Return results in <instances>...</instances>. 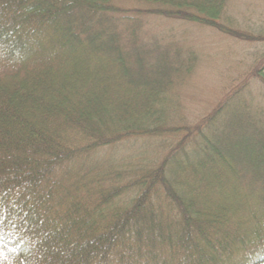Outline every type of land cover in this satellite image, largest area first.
<instances>
[{
  "label": "trees",
  "instance_id": "16d2710c",
  "mask_svg": "<svg viewBox=\"0 0 264 264\" xmlns=\"http://www.w3.org/2000/svg\"><path fill=\"white\" fill-rule=\"evenodd\" d=\"M232 1L0 0V264H264V24ZM200 29L256 48L192 119Z\"/></svg>",
  "mask_w": 264,
  "mask_h": 264
},
{
  "label": "rangeland",
  "instance_id": "374dc122",
  "mask_svg": "<svg viewBox=\"0 0 264 264\" xmlns=\"http://www.w3.org/2000/svg\"><path fill=\"white\" fill-rule=\"evenodd\" d=\"M128 4L134 5V1ZM231 5L243 20H263L257 23L264 24V0H234ZM260 30L264 32V28ZM195 35L202 51V62L194 71V77L188 78L178 93L189 116L199 119L213 108L224 85L244 71L247 52L250 50L251 53L256 46L206 29L196 31ZM260 38L256 36L257 42H260Z\"/></svg>",
  "mask_w": 264,
  "mask_h": 264
}]
</instances>
